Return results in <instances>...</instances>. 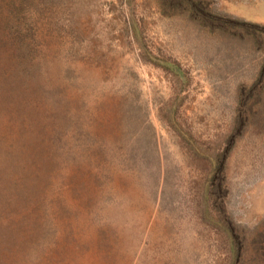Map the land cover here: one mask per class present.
I'll use <instances>...</instances> for the list:
<instances>
[{
  "label": "rangeland",
  "instance_id": "1",
  "mask_svg": "<svg viewBox=\"0 0 264 264\" xmlns=\"http://www.w3.org/2000/svg\"><path fill=\"white\" fill-rule=\"evenodd\" d=\"M0 264H264V0H0Z\"/></svg>",
  "mask_w": 264,
  "mask_h": 264
}]
</instances>
